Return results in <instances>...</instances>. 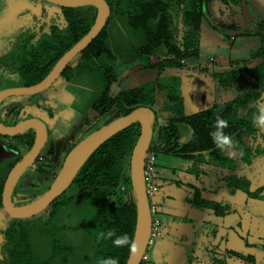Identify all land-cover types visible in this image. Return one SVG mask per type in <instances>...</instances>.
<instances>
[{
  "label": "trees",
  "instance_id": "trees-1",
  "mask_svg": "<svg viewBox=\"0 0 264 264\" xmlns=\"http://www.w3.org/2000/svg\"><path fill=\"white\" fill-rule=\"evenodd\" d=\"M106 1L110 6L106 25L69 62L58 84L48 90L59 102L77 110L87 104L86 111L94 109L103 116L109 115L115 107L120 116L140 106L153 109L160 94L163 96L161 110L168 113V118L158 124V115L153 109L155 120L148 153H155L157 158L159 154H167L191 162L185 172L194 179L184 184L190 193L186 201L194 208L210 209L217 216L230 213L222 203L205 198L202 188L194 182L209 175L211 166L227 169V174L214 185L215 192L235 195L241 191L247 197L264 200V186L253 188V180L238 169V159L244 158L252 164V158L264 154V147L257 142L258 138L264 139V133L255 127L264 101V43L250 57L229 59L225 69L212 71L217 79L216 92H231V99L217 100L209 108L188 114L182 90L187 79L184 74L189 76L191 71L186 63L198 60L201 55L204 22L216 31L235 28V23L217 24L210 12L212 0ZM231 2L238 5L244 0ZM60 8L66 21L64 26L52 24L50 30L37 39L30 33L10 51H23L18 73L28 79L25 85L44 79L64 53L88 33L98 12L94 5ZM245 33L251 34L250 31ZM256 34L264 41V20L259 23ZM153 55L159 58L158 62H150ZM129 56L140 57L143 66L157 70L158 76L137 86L118 89L111 97L109 92L117 79L115 66L118 60ZM144 57L147 58L145 64ZM256 59L261 61L251 66ZM167 68H176L180 74L163 75ZM33 110L51 115V111L41 104H36ZM217 115L229 121L224 132L233 139L238 156L223 153L213 144L210 132L215 130ZM23 118L18 112L17 120ZM140 130L138 121L130 124L102 143L86 160L70 184V187L84 190L82 201H78L76 194L66 196L65 189L48 206L45 217L17 218L8 224L2 231L0 264H99L107 257H116L119 264H126L129 247L114 246L112 239L115 237L107 238L106 234L112 230L117 236L127 234L134 240L138 219L136 197L133 201L118 199L114 202L111 190L122 184L133 187L130 158ZM247 136H250L248 141ZM11 137L17 142L2 141L0 145V208H4L2 192L8 173L23 157L19 144L25 143L30 148L35 140V130ZM38 171L47 173L48 169L40 165ZM70 212L81 213L84 218L83 226L78 224L75 234L69 233L63 220ZM101 233L105 234L104 238ZM232 254L242 259L252 258L242 249H235ZM212 264H227V261L213 257Z\"/></svg>",
  "mask_w": 264,
  "mask_h": 264
},
{
  "label": "rangeland",
  "instance_id": "rangeland-1",
  "mask_svg": "<svg viewBox=\"0 0 264 264\" xmlns=\"http://www.w3.org/2000/svg\"><path fill=\"white\" fill-rule=\"evenodd\" d=\"M60 7L47 0H0V90L7 87L24 86L28 83V79L20 77L18 73L23 60V55H21L23 51H20L21 49L14 50L12 53L10 51L15 49L19 41L30 33L35 34L34 39H37L43 33L48 32L52 24L64 26L66 21ZM209 7L217 24L231 25L235 23L236 25L235 28L227 27L224 31H216L207 21L204 22L202 49L198 59L199 66L196 65V68L188 76L187 83L195 85V89L189 88L187 91L188 96L198 100L201 98L205 104L213 105L217 100L228 101L233 94L221 92L222 90H220L221 93L216 92L217 79L212 75V71L225 69L229 59L242 60L250 57L264 43L262 38L256 34L259 23L264 20V0H244L243 4L238 5H234L231 0L226 2L212 0ZM222 13H224L223 16ZM247 31H250L251 34H246ZM140 60V57L132 56L118 61L115 71L120 74L119 81L113 83L109 92L111 97L115 96L118 89H125L131 84H138L146 80V73L151 75L150 72L141 71ZM143 60L145 64L147 58L144 57ZM158 60L159 58L153 55L150 62L156 63ZM198 60H190L192 62L189 61L188 65L195 66ZM260 61L261 59L254 60L251 66ZM49 92L44 91L30 96H11L0 103V121L12 124L15 122L18 112H21L22 115L38 113L46 122L49 131L47 144L41 152V157L24 172L17 182L12 198L19 205L36 199L49 189L66 154L74 144L76 145L95 129L120 116L117 107L113 108L107 116L101 115L94 109L86 111V101H83L85 106L79 110L74 109L57 101ZM36 104H41L50 110L51 115L48 112L34 111L33 107ZM162 106L163 96L158 94L153 107L158 115V124H162L168 118V113L161 110ZM191 108L188 105L187 112L194 113L199 110L196 107L195 109ZM260 108L264 112V101ZM30 130L27 129V131ZM260 132L264 133V129H260ZM249 137H246L247 141ZM155 138L153 137V139ZM2 141L17 142L11 136L0 134V145ZM257 142L261 147H264L263 138H258ZM19 145L23 156L29 150V146L25 143ZM223 153L231 156L239 154L233 145ZM161 159L163 160L162 164L156 165L152 176L159 183V192L155 201L158 205L157 217L161 220L164 228L163 235L149 245L146 258L141 264H170L167 262L168 255L183 249L190 250L186 264H212L213 257L225 259L227 264H264V200L247 197L243 192V197L240 200L232 198V202H241V206L245 208L243 212L245 226L241 228V236L238 232H230L229 240L233 245H229L225 240H220L217 235H213L212 213L214 212L205 209L201 214L186 201V196H190V193L185 190L184 184L187 180L194 178L188 176L184 169L191 162L176 156L167 157V154H159V161ZM252 159V164H248L244 158L238 159V169L253 180V188L264 186V154ZM40 165L47 168L48 172H39ZM208 169L209 176L215 171L218 177L227 173L226 168L218 169L211 166ZM209 176H204L206 186ZM194 182L199 186L202 183L195 180ZM70 184L66 188L65 195L76 194L78 201H82L85 195L84 190L80 187H70ZM205 195L212 197L207 192ZM111 199L114 202L118 199L133 201L135 200L134 189L131 185L122 184L120 188L111 190ZM46 214L47 210H44L36 217L37 219L43 218ZM176 217L180 219L179 222L176 221ZM235 217L238 219L234 215L227 219L217 216L214 224H221L222 220L229 222ZM193 219L196 224L191 228L190 222ZM16 220L17 218L10 216L4 208H0V246L3 243V229ZM63 220L67 226L65 228L70 234H75L78 224H81L80 226L84 224L82 214L77 212L67 213ZM65 223L63 222L64 226ZM168 249L171 251L169 252ZM235 249L246 251L252 257L251 260L242 259L232 254Z\"/></svg>",
  "mask_w": 264,
  "mask_h": 264
},
{
  "label": "water",
  "instance_id": "water-1",
  "mask_svg": "<svg viewBox=\"0 0 264 264\" xmlns=\"http://www.w3.org/2000/svg\"><path fill=\"white\" fill-rule=\"evenodd\" d=\"M59 6L77 7L94 5L97 7V17L88 31L58 60L50 73L41 81L24 86L7 87L0 90V103L11 96L34 95L47 90L62 74L69 62L85 47H87L106 25L110 15V6L106 0H47ZM155 112L149 106H140L125 115H121L111 122L95 129L79 141L66 155L64 162L55 176L51 186L36 199L25 203L16 204L13 201V192L17 182L24 172L36 161L48 139V128L40 117H30L16 124H5L0 121V134L14 136L27 129L34 128L36 136L33 145L26 154L12 167L4 183L2 192L3 207L14 218H28L46 210L48 206L62 195L69 183L81 169L91 154L111 136L125 129L130 124L139 122L140 135L135 143L130 158V174L135 192L138 219L134 235L136 251L129 254L126 264H141L150 245L152 213L150 199L147 193L146 182V157L153 133ZM185 140V137L182 141ZM190 250L183 249L172 252L167 257L170 264H186Z\"/></svg>",
  "mask_w": 264,
  "mask_h": 264
},
{
  "label": "crops",
  "instance_id": "crops-1",
  "mask_svg": "<svg viewBox=\"0 0 264 264\" xmlns=\"http://www.w3.org/2000/svg\"><path fill=\"white\" fill-rule=\"evenodd\" d=\"M129 57H132V56H129ZM190 62H192V61H190ZM188 63H189V61L186 63L187 64V67L190 68L191 71L196 68V65L199 66L198 61L195 63V66L194 65H188ZM116 66H117V64H116ZM140 66H141V71H143V72H150L151 75L149 73H146L145 77L146 76L148 77V78L146 77V80H143V81H141L138 84H131L130 86L126 87L125 89L130 88V87H133V86H137V85H140V84H143V83L148 82V81H152V80H154L158 76V71L157 70H154V69H150V68L144 67L142 60H140ZM162 74L163 75H179L180 74V71L178 69H176V68H167V69H165L163 71ZM116 75H117L116 81H119V75L120 74L116 73ZM184 76H185V78H187V79H185L186 82L184 83V85L182 87L186 113L191 114V113L187 112V106L188 105H190L192 107L191 109H195V107H196V109H199L198 111H200L202 109H206V108L211 107L212 105L210 103L205 104V102L201 101V98L198 100V99H192L190 95L188 96L187 91L189 90V88L195 89V85L194 84L193 85H189L187 83L188 75L187 74H184ZM112 87H113V84H112L111 88ZM171 156L172 155H167V157H171ZM162 161H163L162 159H161V161H159V155H158V158H157V166L159 164H162L161 163ZM185 169H184V171H185ZM225 174H227V173H225ZM219 179H220V176L218 177L217 172L215 171L214 174H212L211 176H209V178H208V185L207 186L204 184L205 183V180H206L204 177L201 179V181L198 180V182H200V183L202 182L200 184V187L202 188V194H203V196L205 198L218 201V202L222 203L223 205H225L227 207V209L230 210V213L226 214L225 216H220V217H222V219H227V217L233 216V215L238 217V219H236V217H235L234 219L230 220L229 222L228 221L225 222V220H222L221 224L219 223V224L215 225L214 224V220H215V217H217V215L214 214V213H212V216H213V219H212L213 220L212 221L213 222V226H212L213 227L212 228L213 235H217L220 238V240H225L227 242V244L230 245V244H232V242L229 240V237H230L229 234H230V232L231 231L238 232L239 235L241 236V228L243 226H245V217H244V213H243L245 208L241 206V204H242L241 202L238 203V201H234L235 202L234 203L231 200H233L232 198H237V199L240 200V198H242L243 196H242V192L241 191H238L235 195L222 194V193L215 192V186L214 185H217ZM162 180H164V179H162ZM206 192L209 193V194H211L212 197L206 196L205 195ZM165 194H168V192L167 193L165 192ZM192 208H194V207H192ZM194 209H196L197 212L199 210V212L201 214L205 210V209H200V208H194ZM178 220H180V219L176 217V221L177 222H179ZM195 224H196L195 220L194 219L191 220V222H190V225H192L191 228H193L195 226ZM168 251L170 252L171 249H168Z\"/></svg>",
  "mask_w": 264,
  "mask_h": 264
},
{
  "label": "clouds",
  "instance_id": "clouds-1",
  "mask_svg": "<svg viewBox=\"0 0 264 264\" xmlns=\"http://www.w3.org/2000/svg\"><path fill=\"white\" fill-rule=\"evenodd\" d=\"M229 127V121L217 115L215 120V130L210 132L213 144L216 149L227 152L233 145V139L224 132V129ZM255 127L258 129H264V112L261 113L259 117L256 118ZM107 238H112V243L116 247H123L127 245L131 252L136 251V243L131 240L127 234L117 236L114 231L109 230L107 232ZM101 238L105 237L104 233L100 234ZM99 264H119V259L116 257H107L99 261Z\"/></svg>",
  "mask_w": 264,
  "mask_h": 264
},
{
  "label": "built area",
  "instance_id": "built-area-1",
  "mask_svg": "<svg viewBox=\"0 0 264 264\" xmlns=\"http://www.w3.org/2000/svg\"><path fill=\"white\" fill-rule=\"evenodd\" d=\"M157 156L155 153H147L145 171H146V182H147V193L150 199V207L152 213V227H151V236L150 244L154 242L155 239L163 235V225L161 220L157 217L158 215V205L155 201L157 194L159 192V183L156 181V178H153L152 174L156 168ZM152 199L153 202H152ZM146 255L144 256V259Z\"/></svg>",
  "mask_w": 264,
  "mask_h": 264
},
{
  "label": "flooded vegetation",
  "instance_id": "flooded-vegetation-1",
  "mask_svg": "<svg viewBox=\"0 0 264 264\" xmlns=\"http://www.w3.org/2000/svg\"><path fill=\"white\" fill-rule=\"evenodd\" d=\"M60 77H61V76H59L58 79H57L52 85H57L58 82H59V80H60ZM52 85H51V86H52ZM45 91H49V90L47 89V90H45ZM43 92H44V91H43ZM41 93H42V92H41ZM49 93H50V94H53L52 92H49ZM53 97L55 98L54 95H53ZM33 108H34V107H33ZM34 111H39V110H34ZM42 112H43V111H42ZM20 113H21V112H20ZM39 115H40V114H38V113H37V114H36V113H34V114L32 113V114H30V116L22 115V114H21V116L24 117L22 120H24V119H26V118H30V117H40ZM16 117H17V116H16ZM40 118H41V117H40ZM41 119H42V118H41ZM19 121H21V120H17V118H16L15 122L12 123V124H16V123L19 122ZM1 122H2V121H1ZM44 122H45V121H44ZM3 123H4V122H3ZM45 123H46V122H45ZM5 124H7V123H5ZM46 125H47V124H46ZM47 128H48V127H47ZM30 129L35 130L34 128H30ZM35 136H36V130H35ZM48 136H49V131H48ZM47 140H48V139H47ZM46 144H47V142H46ZM73 147H74V146H73ZM73 147H72V148H73ZM30 148H31V147H30ZM30 148H29V149H30ZM72 148H71V149H72ZM43 149H44V148H43ZM42 151H43V150H42ZM42 151H41V152H42ZM69 151H70V150H69ZM69 151H68V153H69ZM68 153H67V154H68ZM67 154H66V155H67ZM40 157H41V153H40V156H38L37 159H39ZM37 159H36V160H37ZM63 162H64V161H63ZM62 164H63V163H62Z\"/></svg>",
  "mask_w": 264,
  "mask_h": 264
}]
</instances>
